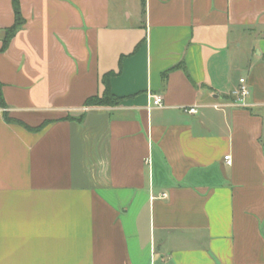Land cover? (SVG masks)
<instances>
[{"label":"crops","instance_id":"1","mask_svg":"<svg viewBox=\"0 0 264 264\" xmlns=\"http://www.w3.org/2000/svg\"><path fill=\"white\" fill-rule=\"evenodd\" d=\"M20 10L3 50L0 0V264H264V0ZM110 72L121 103L85 107Z\"/></svg>","mask_w":264,"mask_h":264},{"label":"trees","instance_id":"2","mask_svg":"<svg viewBox=\"0 0 264 264\" xmlns=\"http://www.w3.org/2000/svg\"><path fill=\"white\" fill-rule=\"evenodd\" d=\"M12 2H13L14 12H15V25L9 30H7L6 32V35L3 41V48H2L3 50H6L8 48L11 39L22 28L25 22L21 15L20 0H12ZM115 75L116 74L114 72H110L104 75L102 79V83L105 87L103 95L94 96V97L89 98L85 103V107H114V106H118L121 103V98L115 96L111 91L110 82H111L112 77H114ZM0 100H1L2 106H5L1 93H0ZM73 119H74L73 117L68 116L66 120H73ZM5 120L8 123L22 125L26 129L35 131V132L42 130L43 128H45L47 125L50 124L49 122H45L37 128H30L19 121L9 118L7 114H5Z\"/></svg>","mask_w":264,"mask_h":264},{"label":"built area","instance_id":"3","mask_svg":"<svg viewBox=\"0 0 264 264\" xmlns=\"http://www.w3.org/2000/svg\"><path fill=\"white\" fill-rule=\"evenodd\" d=\"M234 95V103L237 106H244L246 103V100L250 96V90L246 83L245 79L239 80V86L233 93ZM152 99V104L150 105L149 109L156 108V107H163L164 106V99L161 95H152L150 96ZM184 112L187 114L195 115L197 114L196 108L190 107V108H184ZM225 160L228 164H230V157H226ZM167 195H162V198H166Z\"/></svg>","mask_w":264,"mask_h":264}]
</instances>
